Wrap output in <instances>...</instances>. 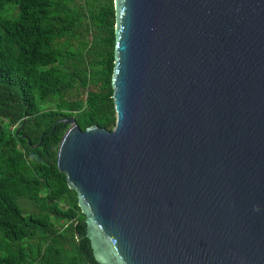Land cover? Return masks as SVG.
I'll list each match as a JSON object with an SVG mask.
<instances>
[{"label":"water","instance_id":"obj_1","mask_svg":"<svg viewBox=\"0 0 264 264\" xmlns=\"http://www.w3.org/2000/svg\"><path fill=\"white\" fill-rule=\"evenodd\" d=\"M114 10L113 128L54 121L86 256L264 264V0Z\"/></svg>","mask_w":264,"mask_h":264},{"label":"trees","instance_id":"obj_2","mask_svg":"<svg viewBox=\"0 0 264 264\" xmlns=\"http://www.w3.org/2000/svg\"><path fill=\"white\" fill-rule=\"evenodd\" d=\"M114 27V0H0V264H91L54 121L113 128Z\"/></svg>","mask_w":264,"mask_h":264},{"label":"clouds","instance_id":"obj_3","mask_svg":"<svg viewBox=\"0 0 264 264\" xmlns=\"http://www.w3.org/2000/svg\"><path fill=\"white\" fill-rule=\"evenodd\" d=\"M255 210H257V211H258V210H259V208H256Z\"/></svg>","mask_w":264,"mask_h":264}]
</instances>
